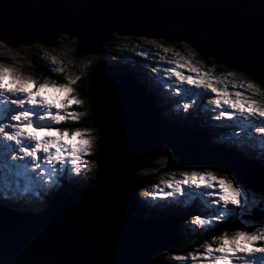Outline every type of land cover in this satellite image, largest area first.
Returning <instances> with one entry per match:
<instances>
[{"label": "water", "instance_id": "95a60500", "mask_svg": "<svg viewBox=\"0 0 264 264\" xmlns=\"http://www.w3.org/2000/svg\"><path fill=\"white\" fill-rule=\"evenodd\" d=\"M262 11L264 0H0V39L9 47L50 46L66 34L77 40L78 57L100 54L115 33L132 34L184 42L204 60L237 71L253 68L260 75ZM86 96L98 134L93 179L56 195L38 213L0 210V264H135L145 259L150 264L156 252L179 249L169 219L135 214L136 190L142 186L137 172L152 156L173 153L175 165L231 169L249 188H260L257 161L208 156L205 147L226 150L162 118L160 106L132 74L114 73L100 62L88 74ZM164 143L170 153L162 150Z\"/></svg>", "mask_w": 264, "mask_h": 264}, {"label": "snow or ice", "instance_id": "6c2138e0", "mask_svg": "<svg viewBox=\"0 0 264 264\" xmlns=\"http://www.w3.org/2000/svg\"><path fill=\"white\" fill-rule=\"evenodd\" d=\"M260 33V75L253 68H242L240 72L229 71L227 76L231 79L214 77L180 53L173 54L171 66L163 73L159 68L152 69L158 74L155 78L161 81V87L171 89L175 83L174 91L179 94L188 85L202 89L201 95H210V110H219L215 119L232 122L243 133L241 138L233 132L240 141L238 149L243 152L255 147L261 161L258 190L250 189L231 169L222 175L211 169H192L183 171L180 178L173 175L162 181L164 187L157 184L154 191L144 193L154 199L188 197L193 204H199V214L192 216L188 227L203 233L202 239L190 246V252H174L166 264H264V89L256 83H264V11ZM149 43L163 51L161 61L173 52L164 43ZM0 45L8 53L14 51L4 44V39H0ZM139 54L148 57L149 51ZM62 64L52 71L63 74ZM252 75L256 80H252ZM78 80L79 77H68L67 83L58 84L45 78L41 83L0 61V177L10 186L24 181L47 191L59 184L66 173L81 176L82 168L88 169L84 157L91 154L96 144L91 130L62 127L69 122L79 124L87 115L72 110L73 106L84 105L74 88ZM53 91L62 95H51ZM193 103L189 99L183 109L187 111ZM12 207L10 197L5 196L0 210ZM248 208L253 209L248 221H232L233 214Z\"/></svg>", "mask_w": 264, "mask_h": 264}, {"label": "rangeland", "instance_id": "374dc122", "mask_svg": "<svg viewBox=\"0 0 264 264\" xmlns=\"http://www.w3.org/2000/svg\"><path fill=\"white\" fill-rule=\"evenodd\" d=\"M64 35H66V34H61L59 36V38H57V39H59V41L56 43L57 46H55V48H52V50L49 52H45L44 50L39 49V48L35 49V51H31L30 49H28L30 47V45L18 44L15 47H11L14 49V51H12L11 53H8L6 51V49L4 48V46L0 45V61H3L5 63H7L10 67L15 68L19 73H21L25 76L32 77V79L34 81H39V80H37L35 75H33L34 72L31 69L33 63L34 64H37V63L40 64L42 62V63H44L46 65H50L52 67H53V65L58 67L59 65H58V63L56 64V62H59L60 66H61V62H63V64H62L63 68H65L68 71V73L66 74L67 78L71 77L72 79H76L77 77H79V79H80L82 74H85L86 71L89 69V67L91 66V62H93L94 58L92 56H90V53H89V54H86L85 57H80V59H76L75 56L73 55L75 45L71 44L69 42H66V40L63 38ZM127 37L128 36H125V35H123V37H121L123 40L121 44L118 43L119 38H117V40H115V41L112 39L111 42L113 43V45H112L110 52H106L104 57L99 56V59H105V61H107V62H111L114 59H118V60H122L123 62H126V59L119 58V55L116 52L121 51V53H122V51H125V50L127 52H134L132 54V57H139L138 62H140V64L143 67H145L149 70L151 78L146 83L149 86V89H151L153 92H155V93L152 92V94L154 96L156 94L160 95L161 102H159V101L158 102L161 103V105L163 106L161 111H160L161 115L168 116L167 112H170V111L172 113L182 112L181 115L186 116V117L188 116L189 118H191L190 120H188V124L191 126L193 125L192 128L198 127L200 129L205 130L207 133L209 131L210 134L214 135V137L217 141H219V139L221 138V136H223V133H224L227 136L224 137L226 139L223 140V142H229V143L233 142L236 145L239 144L240 141L237 139V137L233 136V132H235L241 138L243 137V133H241L239 127H236L235 129H233L232 133L227 134V132H228L226 130L227 126H221L220 127L219 124H217L215 126L217 128L216 133H214L211 131L210 125H208L206 123V117L202 116L200 114V111L202 110V108H204L203 109V112L205 113L204 115H207L208 120L211 119L210 122L215 120V117L218 115V114L215 115L216 113H214L213 108H211V110H210V106L207 103L208 100L211 98L210 95H208V94L201 95V93L203 92L202 89L196 88L194 86H188V85L184 86V89L181 91V93L177 94L174 91L175 87L177 86L175 83H173V87L171 89H169L167 87H161V81L159 79L155 78V77H157L158 74L154 73L152 71L153 68H159L160 72L163 73V71L167 67L171 66L169 61L173 59L174 53H180L181 55L185 56L186 58L191 59L192 63L194 65L201 67L202 71H207L212 76L215 77L214 66L209 65L204 60H202L198 56V54L196 53V50L194 48H192L190 45L185 47L184 42H177L176 44H169V43L166 44V43H164V41H162L160 39L147 38V37H142V36H139L137 40L136 39L134 40V42H127L124 39ZM73 39H72V41H74V43H76L77 40L75 38H73ZM150 40H155V41H157V43H164L166 47H171L173 49V52L169 53L167 55L166 60L161 61L160 56L164 55L163 51L156 49L155 45L150 44L149 43ZM127 45L128 46L134 45L135 47L126 48ZM121 49H123V50H121ZM142 51H149V56L148 57L141 56L139 53ZM114 55L117 58L112 59L111 57ZM52 57H56V60L53 61ZM143 67L139 70L140 72L143 71ZM228 72L229 71H226L224 69L222 71H218V73L216 74V77H220L223 79H231V77L227 76ZM84 78H87V75H84ZM165 79H166V77H165ZM52 81H55L56 83L60 84L56 80H52ZM40 82L42 83V81H40ZM66 82H67V80H66ZM66 82H64V83H66ZM234 83H235V81H233V84ZM258 87H260V86L258 85ZM74 88H76V84L74 85ZM261 89H264V88H261ZM161 90H163L164 95L162 94V92H160ZM165 90L168 93H165L164 92ZM51 95H62V93H55L53 91L51 93ZM161 95H163V96H161ZM175 96H177V97H175ZM171 97L174 100H176V102H170L168 104H165L164 102H168V99L171 100ZM189 99L195 101V103L192 104L191 108H189L187 111H185L183 109V105L185 103H188ZM157 100H159V97L157 98ZM217 122H218V120H217ZM228 123L229 124L231 123L230 126H232V125L235 126L232 122H228ZM92 135L96 139V144H95V147H96L98 144V142H97L98 134L92 132ZM210 138H211V140H210ZM215 139L213 137H211L210 135L209 136L207 135L208 145H211L214 147H218V145H221L219 142H216ZM165 144L166 143L161 145L162 150L166 151L167 153H170L171 149H169L168 147L165 149V146H166ZM95 147L92 149V152L90 155L84 157V160L88 163V166H89L88 169L82 168V175L81 176H76L74 173H66L64 175L63 179L60 180L59 184L61 182H66L65 179H67V181L73 182L74 184L79 183V181L80 182H87L88 180L93 179L94 173H95L96 167H97L96 162L93 159ZM252 148H254V147H252ZM244 152H249V151L245 150ZM249 154L251 156H254V155L256 156V154H257L256 148L253 150V154H251V153H249ZM169 157H170V154H164V155H161L158 157L152 156L151 158L154 160H151L150 162L148 161L149 158L145 159L144 167L137 172V179L139 181H141L142 183H137V185H143V181H144L145 184H147V185H149L151 183H155V185L160 184L161 187H164V185L161 183L162 181L170 180L173 177V175H175L176 178H180L183 171H185V170L190 171L192 169H200L202 171L211 169L212 171L217 172L219 175L223 174L222 170H220V169L213 170L212 169L213 166L206 165V164H200V165H194V166H186L184 164V165L175 166L173 169L169 170L167 168V165H169V162L167 163V161L170 160ZM152 176H153V178H155L154 179L155 182H151V181L149 182L147 180V177H152ZM0 184L2 186H10L5 181H1ZM59 184L54 185V187L59 188ZM33 185L35 187V192L28 190L25 194L12 198V201H16V200L20 201V206L22 207V209L20 208L21 211L27 210V209H32L34 212H39L41 210H45L47 205H48V204H44L45 199H44V194L42 191L49 192V190L45 191V190L41 189L38 185H35V184H33ZM155 185H149V186L144 185V186H141L138 190H141L143 188L145 190L144 193L147 192V189H149L148 191H154L155 187H153V186H155ZM13 186H16V185H13ZM144 193L141 195L142 197H140V202L138 203V205L135 206V210H136V212H139L140 214H142L146 218H151L152 216H155V215L161 214V213H170L171 216H174L176 213H177V215H179L182 212V210H186V212L188 210H191L194 212L199 210V204L198 203L193 204L191 199L188 197L182 198L180 196H176V197H168L166 199L165 198H155V199L153 198L152 199V197H150V196H145ZM253 195H255V193H253ZM22 197H24L26 200L22 201L21 200ZM144 198L147 199L148 203H144ZM150 199H152V200L149 201ZM156 200H158V201H156ZM154 201L157 202L156 204L158 206L152 205V202H154ZM189 205H191V206H189ZM136 207L138 210L136 209ZM174 208H177V210H175L176 212H167L166 211V210H174ZM251 209L252 208H248V209H245L244 211L246 213H249ZM242 214L243 213H241V211L233 214L232 217H234V218H236L238 216L237 220L233 221V222H239L241 220L248 221V219L243 218L244 214L243 215ZM193 215L194 214H189L188 218L184 217L185 223H181V225L178 228L181 237L186 238L185 240H187L189 242V244H190L189 247L185 248V249H176V250H174L173 247H167L165 249L158 251V253L156 252L155 254L156 255L158 254L157 260H158L159 264H166V262L170 260L172 254L174 252H179V251L190 252L192 250L190 246L195 245L198 240L202 239V237H203L202 233H200L198 231H192L188 227ZM130 216H132V214H130ZM160 217H165V216H160ZM154 218H156V217H154ZM249 222H251V221H249ZM176 223L179 224L180 220H178ZM174 231H175V228H174ZM154 255H153V257H154Z\"/></svg>", "mask_w": 264, "mask_h": 264}, {"label": "trees", "instance_id": "16d2710c", "mask_svg": "<svg viewBox=\"0 0 264 264\" xmlns=\"http://www.w3.org/2000/svg\"><path fill=\"white\" fill-rule=\"evenodd\" d=\"M125 36H128L127 38H124L127 42H134V40L138 39V35H132V34H127ZM63 38L66 40V42H69L71 44H74V52H73V55L75 56L76 59H80V57H85V54H80L79 57H77V45L76 43H74V41H72L71 38H69L68 35H64ZM62 38V39H63ZM117 38H119L118 40V43L121 44L122 43V38L119 37V36H114V41L117 40ZM74 40V39H73ZM59 41V39H57L55 41V43H53L52 45L50 46H46V45H43V44H37V43H33V44H30V47L28 49H30L31 51H35V49H42L44 50L45 52H49L52 50V48H55L56 43ZM165 43V42H164ZM167 44V43H166ZM32 45V46H31ZM112 45L113 43L112 42H109L104 48V56H105V53L106 52H110L111 48H112ZM197 53V52H196ZM198 56L201 58V55L199 53H197ZM92 56L94 59H98L97 61H94L91 62V66L89 67V69L86 71L85 74H82L81 78L77 81L76 83V93L78 95V98L82 99L84 101V105L83 107H78V106H73V110L74 111H79V112H82V113H87V115L85 116L84 119H82L79 124H73L72 122H69L67 125H62V127H68L70 129H75L76 127H80L82 129H90L91 132H94V133H97L96 129L93 127V124H92V121H91V118H90V110H89V107H88V100H87V96H86V92H87V82H88V74L89 72L95 67L97 66V64H99L100 62H103L104 59H99V56H93V55H90ZM102 56V57H104ZM112 59L114 58H117L115 55L111 57ZM202 59V58H201ZM116 60V59H114ZM39 61V60H38ZM207 64L209 65H212L214 66V75L216 77V74L218 73L217 69L215 68V66L217 65L218 67H220L222 70H226V71H235V72H240V71H237V70H231V69H228L224 66H221V65H218V64H214L213 63V60L212 59H209V60H204ZM40 62V61H39ZM37 63V62H36ZM54 63V62H53ZM58 63V65L60 66L59 62H56V64ZM53 67H57L55 65H53ZM52 66L51 67H45V64L41 62V65H39V63L37 64H32V71L34 72L33 75H35L36 79L40 81H44L45 78H50L51 80H56L57 82H59L60 84H64V82H66L67 80V73L68 71L64 68V72L63 74H60V73H54L52 71ZM84 75H87V78H84ZM67 83V82H66ZM259 85V83L257 84ZM261 85V84H260ZM259 85V86H260ZM261 87V86H260ZM262 88V87H261ZM98 142V140H97ZM167 148V146H165V149ZM94 155H93V159L96 160V156H97V153H98V144L97 146L95 147V150H94ZM172 156V157H171ZM170 160L167 161V163L169 162V165H167V168L169 170L173 169L176 165L174 164L175 163V158L172 154H170ZM151 160H154V159H150L149 158V162ZM213 170H217L219 169V166H213L212 168ZM222 171H224L223 169H220ZM152 177H147V180L150 182H155L154 179ZM87 182H91V180H88ZM85 184V183H83ZM152 185L155 184V183H151ZM149 184V185H151ZM148 186V185H146ZM65 188H68V189H71V186H65L62 190H65ZM57 193V191L53 192V193H50L48 194V196H46V202L47 204H49V202L51 201V199L54 197V195ZM242 213H246L245 211H241ZM182 249H184V247H182ZM157 255H155V258L152 260V262L150 264H159L158 263V260H157Z\"/></svg>", "mask_w": 264, "mask_h": 264}, {"label": "bare ground", "instance_id": "6f19581e", "mask_svg": "<svg viewBox=\"0 0 264 264\" xmlns=\"http://www.w3.org/2000/svg\"><path fill=\"white\" fill-rule=\"evenodd\" d=\"M115 35L116 36H119V37H123V35H119V34H117V33H115ZM121 50H123V49H121ZM105 51V50H104ZM101 53H102V51H101ZM101 53L100 54H98V55H94V54H90V55H93V56H100L101 55ZM104 53V52H103ZM119 56H120V54H121V51L120 52H116ZM82 54V53H81ZM83 54H85V53H83ZM86 55V54H85ZM79 56H80V54H79ZM78 56V57H79ZM99 64H97V66H98ZM164 95V94H163ZM163 95H161V96H163ZM165 100V99H164ZM159 102H161V99H159L158 100ZM158 102V104L156 103V105H158V106H162L161 105V103H159ZM165 104H167V102H164ZM163 104V103H162ZM214 111V113H217V110H213ZM208 113V112H207ZM217 122V121H216ZM219 126L221 127V126H226V125H223V124H219ZM216 128V127H215ZM208 133H209V131H208ZM224 134V133H223ZM247 160H251V161H256V160H252V159H247ZM257 165L258 166H260V164L257 162ZM261 167V166H260ZM0 180H3V178L2 179H0ZM6 191H8V192H10V191H17V188H16V186H9V187H3ZM25 197V196H24ZM17 199V198H16ZM152 219H155L153 216L151 217ZM175 225H176V223H174ZM167 248V247H166Z\"/></svg>", "mask_w": 264, "mask_h": 264}, {"label": "clouds", "instance_id": "9594fccd", "mask_svg": "<svg viewBox=\"0 0 264 264\" xmlns=\"http://www.w3.org/2000/svg\"><path fill=\"white\" fill-rule=\"evenodd\" d=\"M108 43H109V42H108ZM108 43H107V44H108ZM107 44H106V45H107ZM105 47H107V46H104V48H105ZM201 58H202V57H201ZM202 60H204V59L202 58ZM213 63H214V62H213ZM218 65H219V64H218ZM221 66H222V65H221ZM149 80H150V77H147V81H149ZM204 114H205L204 112L201 113L202 116H205V117H206V123L210 125V127H211V128H210L211 131L214 132V133H216V129H217V128H215V124H213L214 120H213L212 122H210L211 119L208 120V119H207V115H204ZM217 132H218V131H217ZM225 136H227V135H226V134H223V136H221V137L224 138ZM224 139H226V138H224ZM254 148H255V147H254ZM136 205H138V204H136Z\"/></svg>", "mask_w": 264, "mask_h": 264}, {"label": "flooded vegetation", "instance_id": "af4514ba", "mask_svg": "<svg viewBox=\"0 0 264 264\" xmlns=\"http://www.w3.org/2000/svg\"><path fill=\"white\" fill-rule=\"evenodd\" d=\"M98 59H94V61H97ZM215 68L217 69V71H222V69L220 67H218L217 65L215 66Z\"/></svg>", "mask_w": 264, "mask_h": 264}]
</instances>
